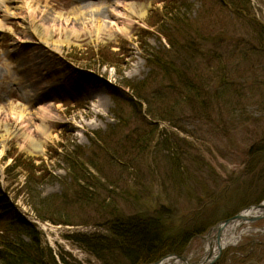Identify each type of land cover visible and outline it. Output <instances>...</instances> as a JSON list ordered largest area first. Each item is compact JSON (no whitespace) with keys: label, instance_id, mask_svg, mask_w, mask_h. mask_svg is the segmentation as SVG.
Here are the masks:
<instances>
[{"label":"rangeland","instance_id":"rangeland-1","mask_svg":"<svg viewBox=\"0 0 264 264\" xmlns=\"http://www.w3.org/2000/svg\"><path fill=\"white\" fill-rule=\"evenodd\" d=\"M49 1L48 13L39 19H55L61 14L71 19L77 30L69 43L57 50L42 42L31 28L27 29L20 14L11 12L6 17L0 11L1 193L26 222L36 226L43 245L50 248L59 264L61 255L79 264H101L71 237L102 234L105 229L100 223L110 211L150 216L159 209L161 224L176 244L180 234H191L180 255L198 262L205 252L202 237L209 229L264 201V156L248 152L253 141L264 136V60L255 53H241L245 43L255 42L253 28L264 29V0H247L248 15L228 12L220 0H176L180 16H186L193 29L203 33L207 46L212 47L213 37L219 38L222 60L231 61L227 72L234 70L231 76L245 83L240 89L244 93L241 105L232 113L226 108L220 110L214 96L212 106L216 109L207 115L209 118L198 116L196 110L182 104L181 109L175 107L178 117L171 119L150 117L144 102H138L139 109L118 106L105 87L106 83L138 82L150 73L145 51L139 44L146 50L167 48L168 39L156 27L147 25L151 16L160 18L158 10L166 0H124L145 14L128 16L125 32L104 28L98 38L81 28L89 20L107 23L111 18L101 12L104 8L107 12L114 10V2L88 0L82 5L78 0ZM98 15L103 18H96ZM165 25L162 29L174 37L173 26ZM65 29L56 30L54 40L64 39ZM138 36L142 41H138ZM236 43L238 50L233 46ZM32 58L37 60L36 73L29 71ZM216 81L211 86L212 93ZM162 84L154 83L151 88L162 90ZM249 87L252 89L247 91ZM160 105L156 102L152 107L159 110ZM163 105L171 107L170 102ZM11 106L23 108L26 116L39 111L38 115L44 116L40 125L52 136L43 143V151H33L29 142L20 137L3 143L5 123L12 120ZM119 114L124 121L117 119ZM140 129L138 136H145L139 138L137 146L128 145L127 138ZM97 134L106 136L102 135L104 146L95 149L91 140ZM36 135V139L42 138L39 133ZM171 142L175 147H171ZM75 147L78 153L86 150L98 167L99 175L88 168L94 175L90 191L95 200L89 204L77 202L70 192L67 200L56 198L54 206L55 210H64L61 218L69 224L40 220L30 200L34 197L35 202L49 201L51 196L61 194L68 170L65 156L69 158ZM14 157L18 160L14 161ZM37 165L43 169L28 176L30 185L25 169ZM249 224L255 230L221 249L213 264H264V216ZM166 243L170 242L161 247H167ZM173 247L180 246L169 248ZM116 257L121 264L124 259Z\"/></svg>","mask_w":264,"mask_h":264},{"label":"trees","instance_id":"trees-1","mask_svg":"<svg viewBox=\"0 0 264 264\" xmlns=\"http://www.w3.org/2000/svg\"><path fill=\"white\" fill-rule=\"evenodd\" d=\"M220 1L230 13L248 15L250 12V4L247 0ZM175 3L176 0H166L161 9L158 10L160 18L155 15V17L151 16V21L147 20L148 27H156L159 34L164 35L165 39H168L167 48L163 47L161 51L146 50L145 46L143 47V45L139 44L140 48L145 51V57L150 68V73H148L147 77L138 82L122 81L120 85L106 83V90L118 106L124 104L129 105L132 109H139L138 102L146 103V114L157 119L178 117L175 107L181 109L182 104L193 108V110L198 112V116L204 118V116L211 115L216 109L212 106V97L214 96L218 100L216 102L220 110L226 108L229 113L230 111L232 113L241 105L240 102L243 100L244 93L240 89H242L241 86H243L245 81L239 83L237 78L233 75L231 76V73H235L234 70H231V73L227 72L226 66L231 61L222 60V51L218 50L221 45L219 38L213 37L212 47L207 46V38L203 36L199 29H193L186 16H180V6L175 5ZM168 23L173 26L171 30L175 33V38L166 33L164 31L166 29H162ZM253 30H255V42L245 43L246 46L244 47L243 45L244 50L242 49V52H240H245L247 55L255 53L260 59L264 60V29L256 27ZM144 32L147 33V31ZM141 38L139 37V42L142 41ZM233 46L234 49L238 47L237 43ZM196 57L198 60H195ZM214 67H216V70ZM249 70H252V68ZM215 74L217 75L215 76ZM215 80H217V87L215 90L213 89L212 93L210 90H212L211 86L212 84L214 85ZM162 82L164 83L162 84V90L151 88L154 83ZM125 88H127V91ZM249 89L251 90L252 88L249 87L247 91ZM170 93L171 95H169ZM167 99L171 100L166 102ZM156 102H161L159 110L152 107ZM169 102L171 107L165 108L163 103ZM172 108L174 111H171ZM180 112L182 110L178 113ZM165 115L168 116L165 117ZM207 117L209 118L210 116ZM117 119L121 122L124 121V117H121L120 114ZM140 131L141 129L137 130L134 133L135 135L127 138L128 145H138L139 138L145 136H138ZM102 135L97 134L91 140L92 144L96 145L95 149L99 145L104 146L103 136L106 135ZM134 136H138V138L132 139ZM172 142L171 147H175L176 144ZM135 149L138 150L139 148ZM76 152L77 147L73 150V154L69 155V158L65 156L68 170L66 179L63 181L61 194L51 196L49 201L38 200L35 202L34 197V200H30V204L38 219H49L53 223L62 222L69 224V221L61 218L64 215V210H55L54 206L56 205V198L67 200L70 192L77 199V202L84 201L89 204L95 200L90 189L93 188L91 185L93 184V176L95 174L99 175L98 167L92 159H89L90 155H88L86 150L80 153L77 152L78 155ZM248 152L257 156H264V136H261L259 140L253 141ZM114 153H111V156L115 160L117 157H115ZM16 159L18 160V157H14V161ZM13 167L16 166L13 165ZM88 168L93 169L94 175L91 173L92 170L89 171ZM31 169L33 170L31 171ZM31 169H25L27 172L26 177H30L32 172L34 173L43 168L41 165H37ZM29 177L27 182L30 184ZM27 185H25V189ZM37 203H39V207H37ZM161 211L159 209L155 215L150 216L147 214L126 216L110 211V214H106V217L102 220L103 222L100 223L105 229L102 234H78L71 238L87 254L94 255L101 264H119L115 260L117 259L116 256L124 259L121 264H150L168 252L180 254L183 250L182 246L192 237L190 233L180 234L177 237L178 244H176L172 237L168 236V231L161 224ZM2 222H5V227L2 226ZM0 238V264H59L50 248L43 245L41 233L36 226L26 222L13 209L8 198L1 191ZM165 242H170L169 244L166 243L167 250V247H161L162 245L165 246ZM172 245L180 247L169 248ZM60 263L79 264L76 261L65 258L63 255L60 256Z\"/></svg>","mask_w":264,"mask_h":264},{"label":"bare ground","instance_id":"bare-ground-1","mask_svg":"<svg viewBox=\"0 0 264 264\" xmlns=\"http://www.w3.org/2000/svg\"><path fill=\"white\" fill-rule=\"evenodd\" d=\"M41 1L45 3L42 4ZM90 1V0H89ZM88 0H78V4L85 5L89 3ZM111 4L114 2L113 9H110V12H107L106 8H104L101 14H107L111 19L108 20L107 23L98 21L95 23L94 20H89L82 26V30L88 32L89 34L94 33L97 38L99 34L105 30L112 29L113 31L125 32L127 30L128 25V16L132 13H137L139 16H143L145 13L141 9L138 8L136 10L134 4H128L124 2V0H109ZM49 0H15V3L11 4L10 0H0V11L5 14L7 17L9 13L20 14V17L24 20V25L27 29L31 28V31L37 34L40 40L46 43L49 47L54 50L61 48L65 43H69L70 36L74 33L77 34V30L71 24L72 21L69 18L58 15L55 19L51 17H43L39 19L41 14L48 13V4ZM102 16L98 15L96 18H101ZM103 18V17H102ZM39 19V20H38ZM128 19V20H127ZM97 20V19H95ZM48 21V22H47ZM0 27H3L0 24ZM66 28L65 30V38L64 39H55L53 35L56 30ZM81 32V31H80ZM66 41V42H65ZM38 57L37 55H35ZM36 58L31 59V64L29 67V71L31 73H36L38 71L36 62ZM9 114L11 115V122L7 121L5 123V136L3 137V143L6 144L13 137H20L24 139V141L29 142V146L35 151L36 149H40L43 151V143L51 139V133L44 131L43 127L40 125L45 120L44 116L37 114L28 115L24 114L23 108L19 106H11L9 109ZM38 121V122H37ZM36 133L42 137L40 140L36 139ZM42 145V146H41ZM30 151V152H33ZM261 208H249L247 210H243L241 213L244 215L245 219H235L229 222L228 224L222 227V231L220 234V238L216 237L215 230L212 231V235H208L205 238L204 255L198 262H190L187 259H181L180 261L175 260L172 256H168L159 260L158 264H207L210 258L217 254V251L225 248L229 245L236 244L241 237L250 231L255 230L249 223L254 222L258 219V217L264 215V201H262ZM249 218V219H247ZM214 232V233H213ZM176 255V254H173ZM174 262V263H173Z\"/></svg>","mask_w":264,"mask_h":264},{"label":"water","instance_id":"water-1","mask_svg":"<svg viewBox=\"0 0 264 264\" xmlns=\"http://www.w3.org/2000/svg\"><path fill=\"white\" fill-rule=\"evenodd\" d=\"M261 207H263V206H262V202H259V203H257V204H254V205H252V206L247 207L245 210H247V209H249V208H261ZM241 213H242V212H239V213L233 215L232 217L227 218V219H225V220L219 222V223L216 224L214 227H212L211 229H209L208 232L206 233V235L202 237V239H205L206 237H208V235H209L213 230H215V232H216V237H217L218 240H219V238H220V234H221V231H222V227H223L224 225H226V224H228L229 222H231L232 220H235V219H238V218L245 219V218H244V215H242ZM263 216H264V215H262V216H260V217H263ZM260 217H258V219H259ZM247 219H249V218H247ZM220 250H221V249L219 248V250L217 251V254L214 255L212 258H210L209 261L207 262V264H213V263L215 262L216 258H217L218 255L220 254ZM168 256L177 257V258H179L180 260H181V259H184V260H185V257H183L182 255H173V254L165 255V256L161 257L159 260H161V259H163V258H166V257H168ZM159 260H158V261H159ZM158 261H157V262H158ZM152 264H158V263L155 262V263H152Z\"/></svg>","mask_w":264,"mask_h":264}]
</instances>
